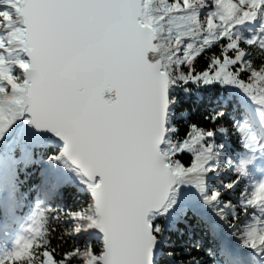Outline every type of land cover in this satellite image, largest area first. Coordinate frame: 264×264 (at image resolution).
Returning a JSON list of instances; mask_svg holds the SVG:
<instances>
[{
    "label": "snow or ice",
    "instance_id": "snow-or-ice-1",
    "mask_svg": "<svg viewBox=\"0 0 264 264\" xmlns=\"http://www.w3.org/2000/svg\"><path fill=\"white\" fill-rule=\"evenodd\" d=\"M4 159L0 264H264V0H0Z\"/></svg>",
    "mask_w": 264,
    "mask_h": 264
},
{
    "label": "trees",
    "instance_id": "trees-1",
    "mask_svg": "<svg viewBox=\"0 0 264 264\" xmlns=\"http://www.w3.org/2000/svg\"><path fill=\"white\" fill-rule=\"evenodd\" d=\"M8 181V180H7ZM6 180L4 181V182H7ZM83 204H85V203H83V202H74V203H71L70 205H69V207L70 208H79V207H81V205H83Z\"/></svg>",
    "mask_w": 264,
    "mask_h": 264
}]
</instances>
